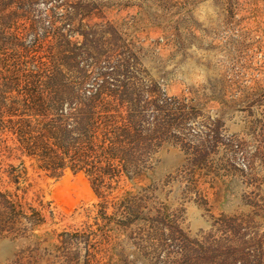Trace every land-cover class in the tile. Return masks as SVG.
Masks as SVG:
<instances>
[{
  "label": "rangeland",
  "instance_id": "rangeland-1",
  "mask_svg": "<svg viewBox=\"0 0 264 264\" xmlns=\"http://www.w3.org/2000/svg\"><path fill=\"white\" fill-rule=\"evenodd\" d=\"M79 1L113 23L157 90L184 105L156 170L139 182L148 218L109 227L106 264H264V0ZM54 4L33 0L29 14L44 26ZM29 175L28 197L40 191L54 212L37 232L51 237L37 251L0 235V264H53L57 233L82 228L99 201L82 172Z\"/></svg>",
  "mask_w": 264,
  "mask_h": 264
},
{
  "label": "trees",
  "instance_id": "trees-1",
  "mask_svg": "<svg viewBox=\"0 0 264 264\" xmlns=\"http://www.w3.org/2000/svg\"><path fill=\"white\" fill-rule=\"evenodd\" d=\"M46 1L56 4L40 26L29 14L33 0H0V235L37 251L39 239L51 237L37 232L54 212L40 191L28 197L35 187L29 167L55 178L82 172L99 197L85 208L92 223L57 233L46 260L106 264L109 227L148 218L139 182L156 170L184 105L157 90L95 7Z\"/></svg>",
  "mask_w": 264,
  "mask_h": 264
}]
</instances>
